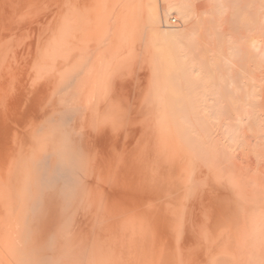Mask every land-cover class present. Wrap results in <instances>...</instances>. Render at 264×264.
Here are the masks:
<instances>
[{
	"label": "rangeland",
	"instance_id": "obj_1",
	"mask_svg": "<svg viewBox=\"0 0 264 264\" xmlns=\"http://www.w3.org/2000/svg\"><path fill=\"white\" fill-rule=\"evenodd\" d=\"M30 1L32 3V6H33L34 4L38 3L40 0H38V2H36V3L34 2L35 0L34 1L30 0ZM80 1L81 0H79V3H81ZM255 1L256 0H238L239 5L237 8V17H236V19H234V23L236 24V26L234 27L235 32H237L238 34L244 35V33H245V35H250L251 32H249V31L253 27L252 24H258V22H260L259 15H257L256 17H254V15H253L255 11H258V8L256 6L252 5L255 3ZM43 2H46V1L43 0ZM43 2L40 1L38 4L43 3ZM47 2L45 4H47V6L48 5L51 6L50 4L52 2H50V1H49L50 3H47ZM77 2H78V0L76 1V3ZM19 3H24V2L22 0H0V11H1L0 12V39H1L0 44L4 45V46L0 45V47H1L0 48V56H1L0 57V62H1L0 65L2 67V68L0 67V69H2V70H0V71H2V74L0 73V76L2 75V77L0 79V80H2V81H0V91L2 90L0 93V97L3 96V97H1L2 101H0V109L1 108L3 109V107H4V110H5V109H7V106H8V109H7L8 111L7 110L3 111V113H1L2 111H0V134H2V136L0 135L1 136L0 137V155H3V156H0L1 157L0 158V176L1 177L4 176V178L5 177L11 178L12 176L10 174H11V172L12 173L14 172L13 174L15 177L13 176L12 178H15V179H14V181L12 179V182L13 183L15 182L16 176H17L18 182L17 181L16 182L19 184V186H17L16 189H14V190L10 189V187L15 188V185H18V184L14 183V186L13 185L9 186L10 182L8 181L9 180L8 178H6L7 181L5 179V182H7V183L4 184L3 183L4 179L1 177H0V184H2V188H4V185H6V184L9 186V189H8V188H6L7 187V185H6L5 186L6 190L3 192H7V191L17 192L19 190V192H17V193H19L20 195H22L26 198L25 202L27 204L25 206V203H23V209L24 210L22 211V215H21V218L25 220V221H21V222L22 223L25 222L23 227L27 229V232H26L27 237L22 238L20 243H18L19 246H20V244L23 243L20 247L24 250L21 252H24V253H19V255L25 254V257L20 255L19 260L21 263L19 261H16L15 263L16 264H18V263L23 264V261H24V263L26 261V264H27V262L29 264H31V262H32V264H35V262H36V264H51V263L52 264H56V263L57 264L58 263L59 264H63V263L64 264H70L71 262H72V264H85V262H86V264H88V263L89 264H95V263L97 264V262H102V263H98V264H106V263L112 264L114 262V259L116 258V256H114V254L117 255V251L119 250L118 249L119 245H121V243L118 241L121 239H125V240L127 238L130 239V238H132L131 237L132 233H134L133 234L134 237L137 240L139 239L138 243L140 242L139 243L140 245L138 244V247H139L138 249H139V254H140L139 257L140 256L142 257L141 260H143V258H144V263H142V261H141V264H146V263L152 264L153 262H154V264H175L176 261H177L176 264H180L182 262H183L182 264H185L184 260H186V262H187L186 264H188V263L194 264L195 262H196V264H200V263L204 264L203 256H205V254L207 253L206 252L207 249H206V247H204L205 246L204 243H201L202 240H199V238H200L199 236H201V238H202V235L204 233V232L203 233L201 232L202 231L201 225L204 223V222L202 223V220H204V218L207 216L208 218L206 217L204 221H206V219H207V221H209V219L211 220V217H213V214H214V217L212 218V220H219L220 221L221 217L219 218V216H222L224 214V212L222 211L223 207H226V205H233V204L235 205V200H234L232 195H227V194L223 195L221 193H220L221 196H220V194L216 195L220 191H218V192H215L216 190L212 191L214 189L212 188L211 185H208L209 182H212L210 179H212V177L215 175L214 171L216 169L213 168L212 166L208 167V168L206 166H204L201 163L202 160H200V157L198 158V156H200V154H199L198 149L196 150L197 147L191 146V143H187V141L191 142V140L194 138L192 131L190 133L188 131V133H187V136L189 137L188 140H187V137H182V139L185 138V139H183L184 140L183 141L182 139H180V137L182 136V134L184 136L185 132H182L184 130H181V132H182V133L180 132L181 136L178 137L177 136L178 132L176 133V131H175L177 128L175 127L176 128L175 130L172 129L174 126L171 124L172 123V121H171L172 118H171V120H169L171 123L169 122L168 127L172 126L170 128L174 132H172V130L167 127L168 128L166 130V131H168L167 135L169 134L168 138H167L168 141H164L165 143L167 142V145H169V143H172L171 147L166 146V145L164 147V142H162V145H161V144H158L157 140H154V139H156V136L154 137V135L156 133H154L153 130L154 131L156 130V121H157L155 113H154V112H156L154 110L155 109V102H154V99L152 97V96H154L152 93L153 92V90H152L153 86H152V83L149 82V81H151L150 80L151 70L149 72V69H147L148 68L147 63H145L146 59L144 60V58H143V57H146V55H144L145 53L142 52V50H143V47H141L142 41H140V43H139L140 45L138 44L139 48L136 49V50H138V52L136 51L137 55H135L136 53H133L132 58L130 57V59H132L130 62H128V60H125L122 63L120 62L118 64V66L110 68L105 74H103L104 77H102V78H100V76L99 77L97 76V74L99 72L100 63L97 60H94L92 62V66H91L92 74L90 76H88V79H87V75H85L84 71H85L87 65L89 64L88 62H90L91 59L93 58V55L97 54L100 56L104 53L106 54V53L112 51L111 50L112 45L110 46V44H108V42L106 43V41L103 42L102 41L103 39H101L103 37H101V38L99 37L101 40L99 38H96V39L94 38V40H96V41H93L94 42L93 44L96 45L95 42H97V40L99 39V43L101 45L99 43H97L100 45V47L95 46L91 42V45H93V46L86 49V51L84 52L85 53L84 57H86L88 60L87 63L85 62L84 66L82 65L83 67L80 66L81 68L80 67L76 68V70L74 72L72 69L75 68V66L71 69L72 71H70V69H69V74H67V73H68V68H70V67L68 66L67 70H65L64 68H66V67H64L63 72L65 71L67 73L64 72L65 75H63L64 76L63 79L61 78L59 81H57L60 78V76H59V78H57L58 76L56 77V75H58L61 72L60 71L57 74V70L59 68H55L52 66L39 67V68L36 67L35 68L36 65H33L32 61L30 62L31 64H29V67H28V64L24 63V62H27L28 57L26 58L25 61H24L25 56L21 57L22 56L21 50L23 51L25 48V45L26 44L29 45L35 39V38H32V37H35L33 31H34V28H36L38 26L40 19H41V22L43 20L42 18L44 16L42 15V13H44L45 11L43 10L44 11L43 12L42 9H44L43 6L45 4L43 3V6H41L42 4L40 5L42 8L41 7L38 8V6H37V8H34V9H32L33 8L32 7L31 10H30V8H27V10L29 9V11H27V10L25 11V9L22 10L19 7V5H18ZM199 4H197V5H198V7H200L199 13H201L205 9L204 7L206 6L207 2L205 0L204 1L201 0ZM36 5L34 7H36ZM45 7H46V5H45ZM48 8L51 9L50 7H48ZM48 8L46 7V11L47 12L51 11V10L48 11L47 10ZM87 8H88V5H85L84 7H82L81 13L85 14L89 10V8H88V10H87ZM18 12H19V14H18ZM36 14H38V15H36ZM29 15H32V16H29ZM16 16H17V18H16ZM174 20H176L175 23H174ZM33 23L36 25H34ZM170 24L172 26H177V25H179V20L173 19ZM32 28H33V30H32ZM243 30H244V32H242ZM226 34H227V32H226ZM1 35H3V36H1ZM11 35L15 36V39ZM6 36L9 37L10 39L7 38ZM2 37H4V38L6 37L7 39L6 38L4 39ZM12 39H14V40H12ZM4 40H6V42H4ZM10 41H11V43H10ZM12 41H14L15 44ZM16 42H17V44H16ZM43 42L45 43V41H43ZM142 45H143V42H142ZM101 47H103V48H101ZM17 52H18L19 57L17 56ZM15 53H16V55H15ZM4 56L6 57L5 58L6 62H5ZM15 56L17 57V59ZM140 58H143L142 59L143 61L140 60ZM89 59H90V61H89ZM2 60H3V62H2ZM15 61H16V63H15ZM132 63H134V64H132ZM25 64L27 65L28 68L25 66ZM97 65H98V67H97ZM256 66L260 68V71L255 70V73L257 75V80H258V82H257L258 90H260L264 87V67H261L259 64H256ZM31 67H33V68H31ZM24 68H25V70H24ZM94 68H95V71H94ZM36 69L41 71L40 74L43 72L44 73L41 74L40 77H38V75L36 74ZM9 70L12 74L11 73L8 74ZM31 70L33 72H31ZM22 72H23V74H22ZM53 72H55L56 74H53ZM82 74L85 76H83ZM131 74H133V75H131ZM7 75H9V76L14 75L15 78H13V77H10V78L12 80L15 79V81L14 82L12 81L13 83H10L11 79ZM22 75H23V77H22ZM50 75L52 77H50ZM96 76L99 79H95ZM4 77L7 78V81H6V79L3 80ZM34 77H36V78L38 77L37 80H35L36 78H34ZM8 78H9V80H8ZM22 78H24V79H22ZM39 78H41V80ZM83 78H84V80H82ZM27 79H28V82H27ZM47 79H50L49 83H48ZM51 80H52V82H51ZM85 80H86V83H85ZM97 80H99V81L97 82ZM35 81H37V82H35ZM42 81H45V82H42ZM64 81H66V82L64 83ZM5 82H6V85H5ZM19 82H21L22 85ZM34 82H35V84H33ZM81 82H82V84H81ZM2 83H3V85H1ZM9 83H10L11 87L9 86ZM103 83H105V85ZM47 84H48V86H47ZM84 84H85V87L88 86L86 89L83 88ZM4 85L6 86V88L4 87ZM20 85H21V88H20ZM81 85H83V86H81ZM96 85L98 87L100 86V88H98ZM131 85H132V87H131ZM43 86H45V87H43ZM12 87L14 89H12ZM102 87H103V89H102ZM148 87H150V88H148ZM158 87H160V86H158ZM33 88H35L36 90H34ZM138 88H140V89H138ZM149 89H150V92L152 91L151 94H147V90H148V93H150ZM84 90H87V91H84ZM6 93L10 94V95H7ZM5 95H7V96H5ZM143 95H145V96H143ZM113 96H115L114 97L115 99L113 98ZM136 96H137V98H136ZM5 98L7 100H5ZM148 98L150 99V102H149ZM26 99H28V100L26 101ZM42 99H43V101H41ZM242 99L249 100L248 98H243V97H242ZM31 100H32V102H31ZM168 100H171V99H167L166 100L167 103H166V101H164V103H163V107H164L163 112L166 109L167 110L171 109L170 108L171 106L169 107V105H170L169 102H171V101L168 102ZM22 103H24V104L22 105ZM28 103L30 106L29 105L26 106V104H28ZM92 103H93V105H92ZM150 103H152L151 104L152 106L150 105ZM32 104H34V105H32ZM42 104H43V106H42ZM164 104H165V106H164ZM19 105H20V107H19ZM16 106H17V108H16ZM21 107H22V109H21ZM37 110H38V112H37ZM167 110H166V112H167ZM21 111H22V113H21ZM4 115L7 116L5 120L3 117ZM146 115H147V118H146ZM150 116H152V117H150ZM154 116H155V120H154ZM170 117L171 116H169L168 118L170 119ZM152 118L155 121V122H152L153 124L151 123V121H153ZM27 120H29V121H27ZM88 120L90 121L89 123H88ZM9 123H11L12 127L10 126ZM23 123H25L24 126H23ZM151 124H152V126H151L152 129L149 128ZM194 129H195V127H194ZM11 131L12 132L14 131V132L12 133ZM21 132H22V134H21ZM24 132L25 133L28 132L29 134L26 135ZM11 133H12V135H11ZM152 133L154 134L153 136H152ZM172 133H173V135H172ZM213 133H212V135H213ZM157 134H158V132H157ZM163 134H166V133H163ZM170 134H171V138H170ZM9 135H11V136L9 137ZM22 135H24L23 138L26 141L24 139H22ZM42 135H44V136H42ZM60 135H61V137H60ZM93 135H94V137H93ZM174 135H175V140H174V137H172ZM17 136H19L20 138ZM190 136L191 137L193 136V137L191 138ZM8 137L11 138V140ZM115 137H117V138H115ZM4 138H6V139H4ZM62 138H63V140H62ZM139 138H140V140H139ZM178 138H179V140H178ZM14 139H15V141H14ZM19 139H22V140L19 141ZM152 139H153V141H152ZM176 139H177V143H176ZM12 140H13V144H14L13 146L11 144ZM23 141H25L26 143ZM135 141H136V143H135ZM158 141H160V138ZM1 143H3V144H1ZM38 143L40 145V148H39ZM151 143H152V145H151ZM154 143H155V147H154ZM159 143H161V142H159ZM221 143H223V141ZM24 144H27L28 146L24 147ZM61 144H63V145H61ZM186 144H189V145H186ZM157 145H158V149H157ZM188 146H190L189 148L192 147L194 150L189 149ZM159 147H162V150H160ZM163 147H164V149L166 147H167V149H170V148L171 149L166 150L167 152H165ZM186 147L188 148V150ZM151 148L153 149V151L151 150ZM182 148H184V149H182ZM154 149H157L158 152L161 154V156L165 153H168L169 155H173L174 153L171 152L172 150H174V152H176L175 150H180V151L176 152L177 155L179 154V158H177L175 160L176 155L175 156L173 155L174 158L170 157V159H169L170 168L167 169L168 160L166 159V156L168 154H166L165 157H164V155L161 157V158H164L165 160H167V161H164V159L163 160L160 159V157H159L160 154L158 155V153H157V155H155L156 153H154L155 152ZM185 150L187 152H185ZM189 150H191V151H189ZM1 151H3V153H1ZM24 151H27V152L29 151L28 153H31L30 155H33V157L29 156V154L27 152L25 153ZM161 151L163 154L161 153ZM168 151H170V153ZM23 152H24V154H23ZM197 152H198V154H196ZM182 153H183L184 157L187 155L188 158L187 159L183 158ZM26 154H28V156L30 157V158L27 157V158H29V160L27 159V162H28V163H26L27 165L25 164ZM20 155L23 156V158H21V161L25 160L22 162V164L23 165L25 164L26 167H25V165L20 166L21 165L20 164L21 161H19ZM191 155H192V157H191ZM189 156H190V158H189ZM31 157L34 158V160H32V165L29 162V161H31ZM167 158H169V157L167 156ZM7 159H9V160H7ZM15 159H17V160L15 161ZM183 159H185L187 163L184 161V163H185L184 164L182 162ZM159 160H161L162 162L161 161L159 162ZM170 160L173 161L174 164L176 161H177V163H179L178 160L182 162V164L180 165L182 168L180 166H178L177 164H175V165L178 166L177 172L179 171V167L181 168L180 169L181 172L180 171L179 172L181 173V175H182V173L184 174V175H182L183 177L181 176L182 178H184V176H185L184 179H185L186 187L183 185L184 182L182 183V181H181L182 178L177 176L178 174L176 175V178H175V174L177 173L175 170L176 166L173 167L174 165L172 162H170ZM197 160H198V162H197ZM7 161H10V162L7 163ZM152 161L153 162L155 161V162L152 163ZM163 162L166 163L164 167L161 164ZM29 163H30V165H29ZM5 164H7L9 166V168H10L9 164H11L13 166V169L11 167V169H9V171H8V166L5 169V167H6ZM183 164H184V166H183ZM18 165L20 168L18 167ZM193 166H194V168H193ZM14 167H16V168H14ZM23 167L27 169V170L25 169L27 171V173H24L26 171L24 170ZM29 167H30V169H29ZM196 167L198 169H196ZM203 167H205V169ZM18 168L21 170H19ZM31 168L33 169V171ZM152 168H154V170ZM161 168H162V170L160 171ZM192 168H193V170L191 171ZM16 169H17V171H20L19 173H21V174L24 173L25 174L24 176H27V177L24 178V176H22L23 179L20 178L18 175L19 173L17 171H15ZM208 169H209V171H208ZM165 170H166V172H163ZM167 170H170L172 172L171 173L172 175H173V172L175 171L174 172V178L175 179L171 176V174H169V173L166 174L168 172ZM183 170H186L185 173ZM199 170H201V171H199ZM9 172H10V174H8ZM30 172H31V174H30ZM32 172H33V174H32ZM203 172H204V174H203ZM191 173H193V175L196 177V180H194V181L192 180L195 177L193 176V178H192V175L190 176ZM194 173H196V175ZM211 173H213V176H211ZM158 174H160V177L158 176ZM30 175L32 177L34 176L33 179ZM187 175L190 176L192 179L190 177H188ZM198 175H199V177H198ZM208 175H209L210 179H209V177H207ZM28 176H30V177L28 178ZM87 176H88V178H87ZM151 176H153V177H151ZM179 176H180V174H179ZM166 177H167V179H166ZM19 178H20V180L21 179L22 180L20 181ZM164 178H165V180H163ZM171 178L173 179V182L170 181ZM179 178H180V183L178 185L181 184L182 188L174 187L176 185V183L179 182ZM187 178H188V180H187ZM202 178H203V181H202ZM1 180L3 181L2 183H1ZM26 180L29 181L30 186L27 183L28 181H26ZM159 180H161V181H159ZM10 181H11V179H10ZM24 181H26V182H24ZM32 181H33V183H32ZM163 181H165V182L163 183ZM199 181H201V184L203 182H205V186H204V183L202 184L203 186L200 185V186H202V188L206 187L205 189H207V188L209 189V187H211L212 189L210 188L209 190L204 191V189L202 190V188L199 190V186H197V187L195 186V188L192 187L193 185H199L198 184ZM12 182H11V184H13ZM19 182H21V183H19ZM192 182H194V183H192ZM24 184L26 185V187ZM169 184H171L172 187H170ZM187 184H189V185H187ZM87 186H88V188H87ZM24 188H27V189H24ZM173 188H175L176 191H174ZM186 188L190 189V191L187 189V191H184V193L181 194V192L183 190H185ZM81 189H82V191H81ZM177 189H178V191H177ZM181 189H183V190H181ZM191 189H192V192H191ZM2 190L3 189H1V187H0V192H2ZM34 191H36V192H34ZM189 192H191V193L189 194ZM206 192L208 193V195H206ZM26 193L27 194L31 193V194L29 196ZM178 193L180 194L179 196H183L185 194V196L182 197L183 200L178 198L179 197L177 195ZM223 193H225V192H223ZM186 194H187V196H186ZM89 195H90V197H89ZM170 195L173 197H171ZM190 195H192V196L190 197ZM203 195H204V197H203ZM210 195L212 197H215V198H212ZM27 196L31 197V198L28 199ZM60 196L61 197L64 196V197H62V199H61ZM174 196H176V197H174ZM218 196H219V198H218ZM186 197L187 198L189 197L188 198L189 200ZM205 197H207L209 200L207 201V199ZM33 198L35 199L34 201H33ZM177 198L180 200V202L182 201L181 203L184 205V207H183V205L182 206L180 205L181 203L177 204L178 200L175 201V199H177ZM171 199H172V203H171ZM27 200H29L30 202ZM185 200H186V203H188V204H184ZM191 200L195 201V202L193 203ZM213 202H214V204H213ZM218 202L220 203V206H222V208L220 206L218 207V205H219ZM207 204L209 205V207L211 206V208L214 207L218 211L220 210L219 216H218V213L217 214L215 213V212H217V210L212 208L215 211L214 212L212 209H210L208 207ZM211 204L215 205V206H212ZM172 205H174V206H172ZM192 205H193V209H192ZM206 205H207V207H206ZM165 206H166V208H165ZM176 206H178V208L180 206L181 207H180V209H177ZM188 206L190 209L188 208ZM26 207H27V209L25 210ZM167 207H168V210H167ZM182 207H183V210L185 209L184 210L185 212L183 210H181ZM145 208H147V209L145 210ZM154 208L157 211H154L155 210ZM171 208L173 209V212H172ZM203 208H204V210L206 208L208 209V210L206 209L208 212L205 210V212L207 213V214H205V216L203 215L205 213L204 210H202ZM174 209L179 210L180 214H177V213H179V211L174 212ZM148 210H149V212H148ZM145 211L148 213H144ZM186 211H188V212H186ZM221 211L223 214L221 213ZM132 212H134V213H132ZM140 212H142L144 214H142ZM197 212L199 214H201L200 212H202V214H201L202 218ZM25 213H26V215H25ZM117 213H118V215H117ZM161 213H162V215H161ZM166 213H167V215H166ZM181 213H183V214H181ZM69 214L72 216H70ZM173 214L175 216L177 215L178 220L175 218V216ZM134 215H136V216L133 217ZM178 215L179 216L182 215L183 217H181L179 219ZM69 217H70V219H69ZM115 217H117V219ZM126 218L127 219L130 218L129 221ZM136 218H139L140 220L139 219L136 220ZM184 218H186V219L184 220ZM123 219H124V222H122ZM68 221H69V223H68ZM219 221H218V223H219ZM173 222H177L176 224H174L176 226H174L172 224ZM180 223H182V224L180 225ZM207 223H209V222H207ZM116 224H117V226H116ZM186 224L187 225L189 224V225L187 226ZM199 224H200V227L196 226ZM114 225H115V228H114ZM119 225H120V228L118 227ZM122 225H124L125 230L122 229V227H123ZM168 225L170 226V228L171 227L176 228L178 230V232H179V230H181L182 232L181 231L179 232V233H181L180 236H177V230H175L173 228L170 229ZM182 225H184V226L182 227ZM203 225H202V227H203ZM54 226H56V227H54ZM129 227H131V230ZM197 227H199V228L197 229ZM118 228L121 230H119ZM137 228H138V231H137ZM133 229H135V230H133ZM187 230H190V231L186 232ZM122 231H123V234H122ZM60 232H62V233H60ZM152 232H154V233H152ZM170 232H173V233L171 234ZM110 233H111V235H109ZM164 233H166V234H164ZM175 234H176V236H175ZM186 234H187V236H186ZM30 235H31V237H30ZM127 235H128V237H127ZM145 235H146V237H145ZM28 236L31 238L30 240L27 239ZM83 236H84V240H83ZM118 236H119V239L117 238ZM120 236H121V238H120ZM174 236L177 237L176 240H175ZM191 236H192V238H191ZM179 237H180V239H179ZM197 237H198V239H197ZM143 238H144V240H143ZM178 239H179V242L177 241ZM192 239H195L196 241L192 240ZM26 240H28V242H26ZM114 240H115V242H114ZM188 240H190V241H188ZM67 241H68V243H67ZM183 241H185V243ZM187 241L189 243H187ZM112 242H113V244H112ZM160 242H161V244H159ZM176 242H177V244H175ZM24 244H25V248L23 246ZM69 244L72 247H69ZM153 244H156L157 246L161 245L162 248H160L161 246L157 247L156 245H153ZM171 244H173V245H171ZM180 244H182L181 247L178 246ZM34 246H35V248H34ZM102 246H103V248H102ZM28 247H32L34 250L32 248H28ZM48 247H49V249H48ZM182 247H184L183 251H182ZM202 247H204V248H202ZM179 248L181 249V252H182V254H180L181 256H179V254L175 252L176 249L179 250ZM191 248H193V249H191ZM197 248H200V249H197ZM29 249H32L33 251L32 250L30 251ZM190 249L193 251L191 252ZM109 250H110V252H109ZM189 250H190L191 256H193V257L190 256ZM60 251H61V253H60ZM157 251H158V253H157ZM173 251L175 252L176 260L173 257L174 256ZM32 252H34L35 254H33ZM76 252H78V253H76ZM83 252H84V254H83ZM91 252H92V254H91ZM183 252L187 254V258H186V254L184 255ZM28 253L30 255H28ZM74 253H75V255H74ZM95 253H96V255H95ZM100 253H102V255ZM31 254H32V258H34V259L29 257V256H31ZM63 254H65V255H63ZM69 254L73 255V257H70L71 255H69ZM82 254H83V257H81ZM108 254H109V256H108ZM148 254H150V257L147 256ZM152 254H153V256H152ZM177 254L179 256L178 258H180L178 260H177ZM202 254H203V256H202ZM53 255H54V257H53ZM66 255H67V257L69 256L68 260L70 259L71 261L70 260L68 261L67 257L65 259ZM56 256H57V258H56ZM60 256H62V257H60ZM79 256H80V258H79ZM88 256H89V259H88ZM90 256L93 257V258L92 257L91 258L93 259L94 263H92L93 261L90 258ZM106 256H107V258H106ZM110 256H112V257H110ZM145 257L147 258V260ZM44 258H45V260H44ZM72 258H74V259H72ZM102 258H103V260L105 259L104 263H103ZM108 258L110 259V261ZM87 259H88V261H86ZM112 259H113V261H112ZM149 259H151V260H149ZM189 259L191 262L189 261ZM34 260H36V261H34ZM58 260H60V262H58ZM76 260H77V262H76ZM145 260L148 262H145ZM62 261H63V263H62Z\"/></svg>",
	"mask_w": 264,
	"mask_h": 264
},
{
	"label": "bare ground",
	"instance_id": "obj_2",
	"mask_svg": "<svg viewBox=\"0 0 264 264\" xmlns=\"http://www.w3.org/2000/svg\"><path fill=\"white\" fill-rule=\"evenodd\" d=\"M22 1L24 3H19L18 5L22 10L25 9V11L27 10V8H30V10L32 7H33L32 9L37 8V6L39 8V7L43 6V3L45 4L47 1H48L47 3L52 2L50 4L51 6H49V5L47 6V4H45L47 8L48 7L51 8V9H49V8L47 9L48 11L51 10L49 12L46 11L45 5L43 6L44 9H42V11L43 10L45 11V12L43 11L44 13H42V15L44 16L42 18L43 20L41 22V19L39 18L41 23L38 21L39 24L36 28H34V31H33L35 37H32V38H35V39L31 43L29 42L30 43L29 45L26 44L23 51L21 50V52H22L21 57L25 56L24 61L28 57L27 62H24V63L28 64V67H29V64H31L30 62L32 61V64L36 65L35 68L36 67H38V68L39 67H48V66L59 68L57 70V74L60 71L61 72L58 75H56V77L58 76L57 78H59V76H60V78L57 81H59L61 78L63 79V77H64L63 75H65V73H67L65 71H64L65 73L63 72L64 67H66V68H64L65 70H67L68 66L70 67V68H68V73H67V74H69V69H70V71L73 70V72H74L76 70V68H78L82 65L84 66L85 62L87 63L88 60L86 57H84V55H85L84 52L86 51V49L95 45V44H93L94 43L93 41H96V40H94V38L96 39L99 37L100 38L103 37V38H101V39H103L102 40L103 42L106 41V43L108 42V44H110V46L112 45V49H111L112 51H110V52L107 51L108 53H106V54L104 53L100 56L95 54V55H93V58L91 57L92 58L91 61L89 59L90 62H88L89 64L87 65V67L84 71L85 75H87V79H88V76H90L92 74L91 66H92V62L94 60H97L100 63L99 72H98L97 76L98 77L100 76V78H102V77H104L103 74H105L110 68L118 66V64L120 62L122 63L125 60H128V62H130L132 60V59H130V57L132 58V56H133L132 54L136 53V51L138 52V50H136V49L139 48L140 41L143 42V45L141 42V47H143L142 52H144L145 53L144 55H146V57H143V58H144V60L146 59L145 63H147V66H148L147 69H149V72L151 70V74H150V80L151 81H149V82H151L152 86H153V88H152L153 92L152 91L151 92L153 93L154 96H152V95L151 96L153 97L154 102H155V109L154 110L156 112H154V113H155V116L157 119L156 130H155L156 132L154 130H153V132L156 134L158 132V134H157L158 136L156 134L154 135L152 133V136L153 135H154V137L156 136V139H154V140H157L158 144H161V145H162V142L168 141L167 138H168L169 134L167 135L168 131H166V130L168 128L171 129L170 127H172V126L168 127V124L170 122L169 120H171V118H172V120H171L172 123L171 122L170 123L174 126L172 129L175 130L177 128L175 130L176 133L178 132L177 136L179 137V136H181L180 134L182 132H185L184 136L182 134L180 139H182V137H187V140H188L189 137L187 136V133H188V131H189V133L192 131L194 138L191 140V142L187 141V143H191V146L197 147L196 150L198 149L199 154H200V156H198V158L200 157V160H202L201 163L204 166H206L207 168L212 166L213 168L216 169L214 171V174H215L214 176H213V173H211V176H213L212 179H210V177H209L210 174L208 173L209 175L207 177H209V179L212 181V182H209L208 185L212 186V188L214 189L212 191H215V190H216L215 192L220 191L216 195H219L220 193L223 195H225V194L232 195L234 200H235V205L234 204L233 205H226V207H223L222 211L224 212V214L221 211V213L223 214V215L221 214L222 216H219L220 210L218 211L217 209L212 207L215 210H217V212H215L211 208V206L209 207V205H208L209 203L207 204L208 207L210 209H212L216 214L218 213L219 218L220 217L221 218H220V221L219 220H212V218L214 217V214H213V217H211V220L209 219V221H207V219H206V221L209 222V223H207L206 221H204L207 216L205 218L203 217L204 220H202V223L204 222L203 224L204 225L206 224V225L204 226L202 224L204 228L201 225V229H202L201 232L202 233L204 232V233L202 235V238H201V236H199L201 238V239L199 238V240L203 241V242L201 241V243H204V245H205L204 247H206V249H207V251L204 249L207 252L205 254V256H203V254H202V256L204 258V264H264V87L262 89L258 90V85H257L258 80H257V75L255 73V70L260 71V68L257 67L256 64H259L261 67H264V0H256L255 3L252 4L253 6H256L258 8V11H255L253 15H254V17L259 15L260 22H258V24H252L253 27L249 31V32H251L250 35H245V33H244V35H241V34H238L237 32H235L234 27L236 26V24L234 23V19H236V17H237V8L239 5L238 0H205L207 2V4H206V6L204 5L205 9L201 13H199L200 7H198V5H197L200 3L201 0H115V1L114 0H81L80 1L81 3H79V0L77 3H76L77 0H45L46 2H43V0H40L43 2L40 4H38L40 1L38 2V0H35V1L32 0L35 3L38 2V3H36L37 5L34 4L33 6H32V3L30 0H22ZM202 1H204V0H202ZM35 5H36V7H34ZM85 5H88L89 10L87 8L88 11L84 14V13H81L82 12L81 8L84 7ZM27 11H29V9ZM18 14H19V12H18ZM36 15H38V14H36ZM29 16H32V15H29ZM16 18H17V16H16ZM173 19H178L179 25L172 26L170 23L172 22ZM175 21L176 20H174V23H175ZM34 25H36V24H34ZM32 30H33V28H32ZM226 32H227V34H226ZM242 32H244V30ZM13 35H11V36H13ZM1 36H3V35H1ZM2 38H4V37H2ZM7 38H9V37H7ZM13 38L15 39V36H13ZM14 39H12V40H14ZM99 39L97 40V42H95L96 43L95 46L100 47L101 44L99 43ZM43 41H45V43ZM4 42H6V40H4ZM12 42H14V41H12ZM17 42H16V44H17ZM91 42L93 45H91ZM10 43H11V41H10ZM97 43H99L100 45ZM14 44H15V42H14ZM0 45L4 46L2 44H0ZM101 48H103V47H101ZM15 55H16V53H15ZM135 55H137V53ZM17 56H18V52H17ZM5 58L6 57L4 56V59ZM143 58H140V60H142ZM16 59H17V57H16ZM2 62H3V60H2ZM5 62H6V59H5ZM15 63H16V61H15ZM132 64H134V63H132ZM25 66L27 67L26 64H25ZM74 66H75V68H73ZM0 67H1V65H0ZM97 67H98V65H97ZM31 68H33V67H31ZM0 70H2V69H0ZM24 70H25V68H24ZM94 71H95V68H94ZM31 72H33V71L31 70ZM40 72L41 71L36 69V74L38 75V77H40V75L44 73L43 72L40 74ZM0 73L2 74V71H0ZM10 73L11 72L9 70L8 74H10ZM22 74H23V72H22ZM53 74H56V73L53 72ZM14 75H10V76L7 75V76H9V78L10 77L15 78ZM85 75H83V76H85ZM131 75H133V74H131ZM97 76L95 79H99V78H97ZM1 77H2V75L0 76V79H1ZM22 77H23V75H22ZM50 77H52V76L50 75ZM9 78H8V80H9ZM34 78H36V77H34ZM37 78L35 80H37ZM5 79L7 81V78L4 77L3 80H5ZM22 79H24V78H22ZM39 79L41 80V78H39ZM47 80L49 83L50 79H47ZM52 80H51V82H52ZM82 80H84V78ZM0 81H2V80H0ZM12 81L14 82L15 79L14 80L11 79L10 83H13ZM98 81L99 80H97V82ZM27 82H28V79H27ZM35 82H37V81H35ZM35 82L33 84H35ZM42 82H45V81H42ZM65 82L66 81H64V83ZM10 83H9V86H10ZM19 83L21 84V82H19ZM85 83H86V80H85ZM81 84H82V82H81ZM103 84L105 85V83H103ZM1 85H3V83ZM5 85H6V82H5ZM5 85H4V87L6 88ZM21 85H20V88H21ZM47 86H48V84H47ZM81 86H83V85H81ZM158 86H160L161 88ZM43 87H45V86H43ZM87 87H85V84H84L83 88L86 89ZM131 87H132V85H131ZM98 88H100V86ZM148 88H150V87H148ZM12 89H14V88L12 87ZM33 89L36 90L35 88H33ZM102 89H103V87H102ZM138 89H140V88H138ZM1 91H0V93H1ZM84 91H87V90H84ZM149 92H150V89H149ZM151 92L148 93V90H147V94H151ZM7 95H10V94H7ZM7 95H5V96H7ZM143 96H145V95H143ZM241 96L243 98H248L249 100H244V99H242ZM1 97H3V96H1ZM1 97H0V101H2ZM114 97L115 96H113V98ZM136 98H137V96H136ZM167 99H171V100H168V102L171 101V102H169L170 105L168 104L169 107L171 106L170 107L171 109H169V110L166 109L167 112H166V110L163 112V110H164L163 109L164 108L163 103ZM5 100H7V99L5 98ZM27 100L28 99H26V101ZM32 100H31V102H32ZM41 101H43V99ZM149 102H150V99H149ZM152 103H150V105ZM166 103H167V101H166ZM23 104L24 103H22V105ZM28 105H29V103L26 104V106H28ZM32 105H34V104H32ZM92 105H93V103H92ZM42 106H43V104H42ZM164 106H165V104H164ZM19 107H20V105H19ZM16 108H17V106H16ZM7 109H8V106H7ZM7 109L4 110V107H3V109L1 108L0 111H2L1 113H3V111H6ZM21 109H22V107H21ZM38 110H37V112H38ZM21 113H22V111H21ZM5 115L3 116L4 120L7 117ZM155 116H154V120H155ZM169 116H171L170 119L168 118ZM150 117H152V116H150ZM146 118H147V115H146ZM29 120H27V121H29ZM152 120H153V118H152ZM154 120L151 121V123L155 122ZM89 122L90 121L88 120V123ZM9 124L11 126V123H9ZM24 124L25 123H23V126H24ZM152 124L150 125L149 128H151ZM194 127H195V129H194ZM181 130H184V131L181 132ZM28 132H26V133L24 132V133L26 135H28L29 134ZM172 132H174V131L172 130ZM12 133H11V135H12ZM163 133H166V134H163ZM212 133H213V135H212ZM21 134H22V132H21ZM0 135L2 136V134H0ZM11 135H9V137ZM172 135H173V133H172ZM175 135L172 136V137H174V140H175ZM23 136L24 135H22V139H24ZM42 136H44V135H42ZM17 137H19V136H17ZM60 137H61V135H60ZM93 137H94V135H93ZM115 138H117V137H115ZM159 138H160V141H158ZM170 138H171V134H170ZM4 139H6V138H4ZM9 139L11 140V138H9ZM22 139H19V141ZM183 139H185V138H183ZM62 140H63V138H62ZM139 140H140V138H139ZM178 140H179V138H178ZM14 141H15V139H14ZM25 141H23V142H25ZM152 141H153V139H152ZM222 141H223V143H221ZM159 142H161V143H159ZM135 143H136V141H135ZM176 143H177V139H176ZM1 144H3V143H1ZM11 144H12V146L14 145L13 140H12ZM171 144L172 143H169V145H167V142L166 143L164 142V147H165V145L171 147ZM38 145H39V143H38ZM61 145H63V144H61ZM151 145H152V143H151ZM186 145H189V144H186ZM25 146H28V145L24 144V147ZM154 147H155V143H154ZM164 147H163V149H164ZM189 147L190 146H188V148ZM39 148H40V145H39ZM159 148H160V150H162V147H159ZM188 148H187V150H188ZM157 149H158V145H157ZM157 149H154V151H155L154 153H156L155 155H157V153H158V155L160 154ZM170 149H167V147H166L164 150H165V152H167L166 150H170ZM182 149H184V148H182ZM189 149L192 150L193 148L191 147ZM151 150L153 151L152 148H151ZM191 150H189V151H191ZM175 151L177 152L180 150H175ZM24 152L26 153L27 151H24ZM24 152H23V154H24ZM168 152L170 153V151H168ZM171 152L174 153L173 154L174 156L176 155L175 160L177 158H179V154L177 155V153L174 152V150H172ZM185 152H187V151L185 150ZM1 153H3V151H1ZM161 153H162V151H161ZM28 154H29V156L33 157V155H30L31 153H28ZM28 154H26V159H25L26 161L25 160L21 161V158H23V156L20 155V160H19V161H21V163L19 162L21 164V165L19 164L20 166L23 165L22 164L23 161H25V164L28 163L27 159L29 160V158H30L28 156ZM166 154H168V153L163 154L164 157ZM196 154H198V152ZM173 155L168 154L167 156L169 158H167V156H166V159L168 160V162H167L168 166L170 165L169 164L170 157L174 158ZM182 155H183V153H182ZM0 156H3V155H0ZM162 156H161V154L159 155L160 159L163 160L164 158H161ZM27 157H29V158H27ZM32 157H31V161H29L31 163V165H32V160H34V158H32ZM191 157H192V155H191ZM183 158L187 159L188 156L186 155L184 157V155H183ZM189 158H190V156H189ZM185 159H183V161H182L183 163H184V161L186 162ZM7 160H9V159H7ZM16 160L17 159H15V161ZM167 160L164 159V161H167ZM171 160H170V162L173 163V165H174L173 167L176 166L175 164H177L178 166H180L182 164V162L179 160H178L179 163H177V161H176L175 164ZM160 161L161 160H159V162ZM8 162H10V161H7V163ZM154 162L152 161V163H154ZM197 162H198V160H197ZM30 163H29V165H30ZM163 163H161V164L164 167L166 163L165 162H163ZM184 164H183V166H184ZM5 165H6V167H5V169H6L8 165L7 164H5ZM9 165H10V168L8 166V171H9V169H11V167L13 169V166L11 164H9ZM19 165H18V167H19ZM26 165H25V167H26ZM168 166H167V169L170 168V166L169 167ZM178 166L175 167L176 172H177ZM180 167H179V171L182 168V167L181 168ZM14 168H16V167H14ZM193 168H194V166H193ZM193 168L191 169V171L193 170ZM203 168L205 169V167H203ZM25 169L26 168H24V170ZM29 169H30V167H29ZM152 169L154 170V168H152ZM196 169H198V168L196 167ZM19 170H21V169H19ZM161 170H162V168L160 169V171ZM170 170H167L168 172L166 174H168V173L171 174L172 172ZM15 171H17V169ZM32 171H33V169H32ZM179 171L175 174V178H176L177 174H178L177 175L178 177H180V178L183 177L182 175H184V174L182 173V175H181V173H180L181 171L180 172ZM183 171L185 173L186 170H183ZM199 171H201V170H199ZM208 171H209V169H208ZM17 172L19 173L20 171H17ZM163 172H166V170ZM174 172H173V175L171 174V176L173 178H174ZM13 173L11 172V174H10V172H9L8 174H10L13 177L14 176ZM24 173H27V171ZM24 173H22L23 175L21 173H19L18 174L19 177L22 178V176L25 175ZM30 174H31V172H30ZM32 174H33V172H32ZM160 174H158L159 177H160ZM179 174H180V176H179ZM194 174L196 175V173H194ZM203 174H204V172H203ZM191 175L193 178V176H194L193 173H191L190 176ZM30 176H28V178ZM190 176H188V177H190ZM12 177L11 178L10 177L4 178V176L1 177L4 179V180L2 179L4 182L1 180V183L2 182L4 184L7 183V182H5V179L8 178L9 179L8 181L10 182L9 186L10 185L14 186V183L16 184L18 182V180H17L18 177L16 176V180L14 183L12 182V179L14 181L15 178H12ZM25 177H27V176H24V178ZM33 177H32V179H33ZM151 177H153V176H151ZM198 177H199V175H198ZM20 178H19V180H20ZM87 178H88V176H87ZM180 178H179V182H177L174 187L182 188L181 184L178 185L180 183ZM184 178H185V176H184ZM184 178H182L181 181H182V183L184 182L183 185L186 187V185H185L186 183H185ZM10 179H11V181H10ZM166 179H167V177H166ZM163 180H165V178ZM187 180H188V178H187ZM192 180L193 181L196 180V177ZM6 181H7V179H6ZM26 181H28V180H26ZM26 181H24V182H26ZM159 181H161V180H159ZM170 181L173 182V179L171 178ZM202 181H203V178H202ZM11 182L13 184H11ZM164 182L165 181H163V183ZM199 182H198L199 185H193L192 187L195 188V186L196 187L199 186V190H200L203 186L202 185L203 183L205 186V182H203L202 184H201V181H199ZM19 183H21V182H19ZM27 183L29 184V181ZM32 183H33V181H32ZM192 183H194V182H192ZM189 184H187V185H189ZM6 185H4V188H2V184H0L1 189H3L2 192H0V264H16L15 263L16 261L20 262V260H19L20 255L25 257V254L19 255V253H24V252H21L24 250L20 247L23 243L20 244V246L18 245V243H20L22 238L27 237L26 236L27 235V233H26L27 229L23 227L25 222H23V223L21 222V221H25L24 219L21 218L22 211L24 210L23 209V203H25V206L27 204L25 202L26 198L24 196L20 195L19 193H17V192H19V190L18 191L16 190L17 192H15V191L3 192L6 190L5 189ZM200 185H202V186H200ZM9 186L7 185L6 188L9 189ZM17 186H19V184L15 185V188L10 187V189L14 190V189H16ZM29 186H30V184H29ZM169 186L172 187L171 184H169ZM25 187H26V185H25ZM27 188H24V189H27ZM87 188H88V186H87ZM205 188L206 187L202 188V190L203 189H204V191L209 190L211 187H209V189L208 188L205 189ZM173 189H174V191H176L175 188H173ZM187 189L188 188H186L185 190L181 189V190H183L182 192L180 191L181 194L184 193V191H187ZM188 190L190 191V189H188ZM81 191H82V189H81ZM177 191H178V189H177ZM34 192H36V191H34ZM191 192H192V189H191ZM191 192H189V194ZM223 192H225V193H223ZM30 194H27V195L30 196ZM221 194H220V196H221ZM177 195L179 196L180 194L178 193ZM206 195H208L207 192H206ZM184 196H185V194L183 196H179L178 198L183 200L182 197H184ZM186 196H187V194H186ZM191 196L192 195H190V197ZM62 197H64V196H62ZM62 197H61V199H62ZM89 197H90V195H89ZM171 197H173V196H171ZM174 197H176V196H174ZM203 197H204V195H203ZM27 198L29 199L31 197L27 196ZM178 198L175 199V201L178 200L177 204L182 202V201L180 202V200ZM205 198L207 199V201L209 200L207 197H205ZM212 198H215V197H212ZM218 198H219V196H218ZM34 200L35 199L33 198V201ZM27 201H29V200H27ZM192 202L194 203L195 201H192ZM171 203H172V199H171ZM184 204H188V203H186V200H185ZM213 204H214V202H213ZM180 205L182 206L183 204L181 203ZM207 205H206V207H207ZM172 206H174V205H172ZM178 206H176V208L180 209L181 206L179 208H178ZM212 206H215V205H212ZM219 206H220V203H219L218 207ZM27 207L25 208V210L27 209ZM183 207H184V205H183ZM183 207L181 208V210H183ZM220 207L222 208V206H220ZM165 208H166V206H165ZM188 208H189V206H188ZM146 209L147 208H145V210ZM175 209H174V212L179 211V210H175ZM192 209H193V205H192ZM167 210H168V207H167ZM202 210H204V208ZM205 210H204V212H205ZM154 211H157V210L155 209ZM188 211H186V212H188ZM134 212H132V213H134ZM148 212H149V210H148ZM148 212L145 211L144 213H148ZM172 212H173V209H172ZM202 212H200V213L202 214ZM140 213H142V212H140ZM144 213H142V214H144ZM177 214H180V211ZM181 214H183V213H181ZM201 214H199V215L201 216ZM205 214H207V213L205 212L203 215L205 216ZM25 215H26V213H25ZM117 215H118V213H117ZM161 215H162V213H161ZM166 215H167V213H166ZM70 216H72V215H70ZM135 216L136 215H134L133 217H135ZM181 217H183V216L180 215L179 219ZM115 218L117 219V217H115ZM175 218L178 220L177 215L175 216ZM201 218H202V216H201ZM69 219H70V217H69ZM129 219H127V220L129 221ZM138 219L139 218H136V220H138ZM185 219L186 218H184V220ZM218 221H219V223H218ZM122 222H124V219ZM68 223H69V221H68ZM176 223L177 222H173L172 224L174 225ZM117 224H116V226H117ZM181 224L182 223H180V225ZM124 225H122L123 226L122 229H124ZM174 226H176V225H174ZM183 226L184 225H182V227ZM196 226L200 227V224L196 225ZM54 227H56V226H54ZM118 227L120 228V225ZM199 227H197V229ZM114 228H115V225H114ZM129 228L131 230V227H129ZM138 228H137V231H138ZM169 228H170V226H169ZM171 228L177 230L174 227H171ZM119 230H121V229H119ZM133 230H135V229H133ZM123 231H122V234H123ZM180 231L181 230H179V232ZM188 231H190V230H187L186 232H188ZM62 232H60V233H62ZM179 232L177 230V236H180L181 233H179ZM152 233H154V232H152ZM170 233L172 234L173 232H170ZM133 234L134 233H132V236H131L132 238H130V239L127 238L126 240L121 239L118 241L121 243V245H119V248H118L119 250L117 251V255L114 254V256H116V258L115 257H114L115 259L113 258L114 262L112 264H141V261H142V263H144V258H143V260H141L142 257L141 256H140L141 258L139 257V255H140L139 249H138L139 248L138 244L140 243V242L138 243L139 239L137 240ZM164 234H166V233H164ZM109 235H111V233ZM175 236H176V234H175ZM186 236H187V234H186ZM30 237H31V235H30ZM30 237L28 236L27 239L30 240L31 239ZM127 237H128V235H127ZM145 237H146V235H145ZM117 238L119 239V236ZM120 238H121V236H120ZM191 238H192V236H191ZM176 239H177V237H175V240ZM179 239H180V237H179ZM179 239L177 240L178 242H179ZM197 239H198V237H197ZM83 240H84V236H83ZM143 240H144V238H143ZM192 240H195V239H192ZM188 241H190V240H188ZM188 241H187V243H189ZM26 242H28V240H26ZM114 242H115V240H114ZM183 242L185 243V241H183ZM67 243H68V241H67ZM112 244H113V242H112ZM159 244H161V242ZM175 244H177V242ZM153 245H156V244H153ZM171 245H173V244H171ZM23 246L25 248V244ZM178 246L181 247L182 244H180ZM69 247H72V246L69 244ZM204 247H202V248H204ZM28 248H32V247H28ZM34 248H35V246H34ZM102 248H103V246H102ZM160 248H162V246ZM183 248L184 247H182V251H183ZM32 249H29V250L31 251ZM48 249H49V247H48ZM191 249H193V248H191ZM197 249H200V248H197ZM177 250L178 249H176L175 252L178 253L179 256H181L180 255V254H182L181 249L179 248V250L178 251ZM190 250H189V254L191 256ZM192 251L193 250H191V252ZM109 252H110V250H109ZM175 252L173 254L174 258H175ZM32 253L35 254L34 252H32ZM60 253H61V251H60ZM76 253H78V252H76ZM157 253H158V251H157ZM83 254H84V252H83ZM83 254H82V256L81 255L80 256L83 257ZM91 254H92V252H91ZM100 254L102 255V253H100ZM178 254H177V260L180 259V258H178L179 257ZM183 254L185 255L186 253L183 252ZM28 255H30V254L28 253ZM63 255H65V254H63ZM67 255L65 256V259H66ZM69 255H71V254H69ZM74 255H75V253H74ZM95 255H96V253H95ZM80 256H79V258H80ZM108 256H109V254H108ZM147 256L150 257V254H148ZM152 256H153V254H152ZM29 257L32 258V254ZM53 257H54V255H53ZM60 257H62V256H60ZM70 257H73V255H71ZM91 257L92 256H90V258ZM110 257H112V256H110ZM191 257H193V256H191ZM56 258H57V256H56ZM68 258H69V256L67 257V260H68ZM106 258H107V256H106ZM186 258H187V254H186ZM32 259H34V258H32ZM72 259H74V258H72ZM88 259H89V256H88ZM88 259L86 261H88ZM113 259H112V261H113ZM151 259H149V260H151ZM44 260H45V258H44ZM77 260H76V262H77ZM102 260H103V258H102ZM146 260H147V258H146ZM146 260H145V262H148ZM175 260H176V258H175ZM34 261H36V260H34ZM92 261H93V259H92ZM104 261H105V259L103 260V263H104ZM109 261H110V259H109ZM184 261L186 264L187 263L186 260H184ZM189 261H190V259H189ZM58 262H60V260H58ZM62 263H63V261H62ZM92 263H94V261ZM98 263H102V262H97V264ZM176 263H177V261H176ZM182 263H180V264H182ZM23 264H26V261H25V263L23 261ZM27 264H29V263L27 262ZM31 264H32V262H31ZM35 264H36V262H35ZM70 264H72V262ZM85 264H86V262H85ZM146 264H148V263H146ZM152 264H154V262ZM194 264H196V262Z\"/></svg>",
	"mask_w": 264,
	"mask_h": 264
}]
</instances>
